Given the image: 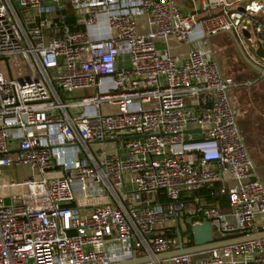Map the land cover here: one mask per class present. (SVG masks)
I'll list each match as a JSON object with an SVG mask.
<instances>
[{"label":"built area","instance_id":"built-area-1","mask_svg":"<svg viewBox=\"0 0 264 264\" xmlns=\"http://www.w3.org/2000/svg\"><path fill=\"white\" fill-rule=\"evenodd\" d=\"M195 1L196 14L173 0H0V264L154 257L180 237L190 247L204 222L221 240L260 232L264 185L230 96L259 80L223 76L206 42L182 56L171 41L246 31L264 48V0ZM66 12L87 28L105 16L111 36L72 30ZM15 166L31 173L13 180ZM214 184L228 211L182 200ZM157 264H264V241Z\"/></svg>","mask_w":264,"mask_h":264},{"label":"rangeland","instance_id":"rangeland-1","mask_svg":"<svg viewBox=\"0 0 264 264\" xmlns=\"http://www.w3.org/2000/svg\"><path fill=\"white\" fill-rule=\"evenodd\" d=\"M252 1L253 0H247L245 2L239 3L235 5L234 9H238L239 7L245 8ZM249 29L251 32H253L250 26H249ZM209 41L216 55V58L221 68L222 74L225 77L232 78L234 80L247 79L250 77H253L255 79L257 77L260 78V75H261L260 71L255 70L253 67L248 65L246 62L245 63L248 66H245L243 64V58L236 45V42L229 34H225V33L219 34L218 36L211 37ZM240 44H241V47L244 49V52L247 55L251 56L254 61L259 62L261 64L264 63L256 55L257 41H256L254 34L251 40L247 38H242V42ZM157 47H158V50L161 52L170 50L169 49L170 47H168V45L161 44V43H159ZM190 47L192 48V46ZM171 51H172V48H171ZM20 65L23 69H25L24 64L21 63ZM1 67L2 65L0 64V71L3 72ZM84 94H88V93H84ZM83 96H84L83 94L78 95L79 98ZM230 96L232 97L233 101L236 103L238 107V111L240 115L239 121L241 123V127H242V130L245 136H246L245 130L246 128L249 127L251 130L253 129V131L256 132L255 134L253 133L252 138L254 137L253 139L255 141L262 143L261 142L262 138L260 134L257 135L256 124L258 122L261 125L264 124V79L260 85L250 90H244V89L231 90ZM243 125L246 127L245 130H244ZM257 146H258L257 150L260 151V149H262V146L258 144ZM248 149L253 157L251 147L249 146ZM25 175H27V173L20 174L18 177H14L13 180H22L23 178H25ZM185 213H187V210L185 211ZM182 227L183 229H188L189 226L185 223H182Z\"/></svg>","mask_w":264,"mask_h":264},{"label":"crops","instance_id":"crops-1","mask_svg":"<svg viewBox=\"0 0 264 264\" xmlns=\"http://www.w3.org/2000/svg\"><path fill=\"white\" fill-rule=\"evenodd\" d=\"M228 1L231 2V3H234L236 0H228ZM173 2L179 7V9L183 13H191V14L200 13V6H199V4L195 0H173ZM240 9H244V8H240ZM67 15L68 16H71L75 20V23L74 24H72V25H68L67 24L72 30L87 31L89 33V35L92 37V39H94L95 41H101V40L107 39L108 37L111 36V34H110V32H109V30L107 28V23H106L105 16L99 17V23H98V25L93 26V27H90V28H87L82 23H79L77 21L78 19H76V17L72 13L67 12ZM257 19H258V21L261 24L264 25V16L257 17ZM139 26H140V30L142 32H147V30H148L147 28L148 27H147V25H146V23L144 21H140L139 22ZM225 34H228V33H225ZM218 35H216V36H218ZM204 42L208 43L209 44L208 45L209 48L213 51L209 39H206L205 41L204 40H200V41L199 40H193L192 43H191V45H190V46H192V48L190 46H187V47L186 46H180V45H177L175 43V41H171V44H172V53L179 54V55H182V56H186L188 54V52L191 51L192 49H195V48H204V44H203ZM213 53H214V51H213ZM214 55H215V53H214ZM215 57H216V55H215ZM216 60H217V58H216ZM243 64L245 66H248L245 63L244 60H243ZM118 65H119L120 68H125V69L129 68L130 67V64H129L128 57H121L119 59V64ZM259 66L262 67V68H264V63L263 64L260 63ZM262 73H264V70H263V72H261L260 78H258V77L256 78L259 81L255 85H253L250 88H246V89L245 88H242V89H244V90H250V89L255 88L258 85H260L261 82L264 79V74H262ZM249 79L251 80V79H255V78L250 77V78H247V79H239V80H236V81H245V80H249ZM111 84H112V81L111 80H104L103 81V87H107V86H109ZM239 126H240V129H241V131L243 133V136L245 138V143H246L247 148L250 146L251 149H252V153H253L252 160L254 162V166H255V169H256V173H257V176H258L259 180L264 185V157H262V156H264V124L261 125L259 122L256 124L257 135L260 134V136L262 138L261 139L262 140L261 141L262 143L255 141L253 139L254 137L252 138L253 133L254 134L256 133V132L253 131V129L251 130L249 127L246 128L243 125L244 130L246 128V130H245L246 136H247V138H246V136H245V134H244V132L242 130L240 121H239ZM257 144L260 145V146H262V149H260V151L257 150L258 149ZM22 171H26V173H28V174L31 173V171L28 168L16 167V166L15 167H11V168H7V169L4 170V172H5L6 175H16L17 174L18 176L20 175L19 173H22ZM203 200L205 201V199H203ZM205 203H206V201H205ZM220 203H221V205L223 207V211H228L229 210L228 203H226V201L224 202L225 203L224 205H223L222 201ZM257 223H258L259 230L260 229L264 230V226H263L264 225L263 224L264 223V216L258 217Z\"/></svg>","mask_w":264,"mask_h":264},{"label":"water","instance_id":"water-1","mask_svg":"<svg viewBox=\"0 0 264 264\" xmlns=\"http://www.w3.org/2000/svg\"><path fill=\"white\" fill-rule=\"evenodd\" d=\"M17 7H21V4L19 2L16 3ZM244 10V9H240ZM228 34L234 39L236 42V45L240 51V54L243 58V60L253 67L255 70H258L260 72H263V70L255 65L246 55L244 52V49L241 47V44L237 40L236 36L228 32ZM244 35L247 39L250 40V34L248 32H244ZM210 39V38H208ZM256 55L264 61V48L261 43L257 44V51ZM138 138V137H135ZM20 152L19 149H16L13 153H18ZM188 224H191V221H188ZM192 229V236H193V241L194 245L191 247H185L182 244L181 237H180V244L176 248V250L169 252V253H163V254H158L154 257L146 256V257H141V258H134L130 260H125V261H120L116 263H111V264H157L161 262H165L168 260H171L176 257L180 256H195V255H200L203 253H207L212 250H218L222 248H227L231 247L234 245L238 244H243V243H249V242H254V241H264V230L260 231L259 233L248 235V236H242V237H237V238H232V239H227V240H220L216 241L214 238V228L209 222H204L200 225H193L191 227Z\"/></svg>","mask_w":264,"mask_h":264},{"label":"trees","instance_id":"trees-1","mask_svg":"<svg viewBox=\"0 0 264 264\" xmlns=\"http://www.w3.org/2000/svg\"><path fill=\"white\" fill-rule=\"evenodd\" d=\"M67 15V12L65 13ZM66 24L68 25H72L75 23L74 18H72L71 16H66L65 18ZM53 30V31H52ZM51 33L53 34L55 32L56 29H52ZM161 199L163 201H166L165 196L160 195ZM198 197V198H202L205 199L206 201V205L208 207H215V208H219L221 210H223V207L221 205V201L223 203V205L225 204L224 202L226 201V203H228V198L225 194H222L220 191V186L218 184H214L211 185L209 187H205L203 189H200L198 191H193L187 194H184L182 196V200L185 203L190 202L193 198ZM260 231H263L262 229H260ZM214 238L216 241H220L221 237H219L217 234L214 235ZM190 247L194 245V241H193V236L190 237V242L188 244Z\"/></svg>","mask_w":264,"mask_h":264}]
</instances>
